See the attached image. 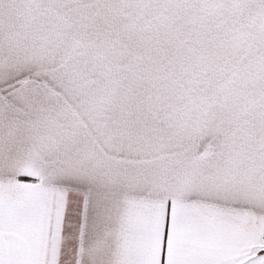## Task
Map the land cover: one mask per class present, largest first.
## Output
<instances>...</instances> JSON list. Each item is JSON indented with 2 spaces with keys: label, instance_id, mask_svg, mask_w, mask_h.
Here are the masks:
<instances>
[{
  "label": "snow or ice",
  "instance_id": "snow-or-ice-1",
  "mask_svg": "<svg viewBox=\"0 0 264 264\" xmlns=\"http://www.w3.org/2000/svg\"><path fill=\"white\" fill-rule=\"evenodd\" d=\"M0 264H264V0H0Z\"/></svg>",
  "mask_w": 264,
  "mask_h": 264
}]
</instances>
